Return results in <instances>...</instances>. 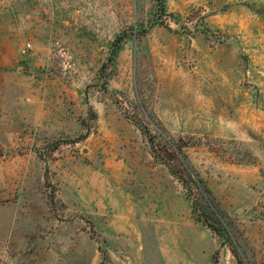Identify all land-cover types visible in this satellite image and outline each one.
Masks as SVG:
<instances>
[{
  "label": "rangeland",
  "instance_id": "obj_1",
  "mask_svg": "<svg viewBox=\"0 0 264 264\" xmlns=\"http://www.w3.org/2000/svg\"><path fill=\"white\" fill-rule=\"evenodd\" d=\"M0 264H264V0H0Z\"/></svg>",
  "mask_w": 264,
  "mask_h": 264
},
{
  "label": "trees",
  "instance_id": "obj_2",
  "mask_svg": "<svg viewBox=\"0 0 264 264\" xmlns=\"http://www.w3.org/2000/svg\"><path fill=\"white\" fill-rule=\"evenodd\" d=\"M140 132L146 137L151 155L167 166L170 174L174 176L186 189L187 197L192 196V184L196 190L197 197L192 199L191 213L195 219L201 221L211 231L219 236H227L224 225L225 211L220 207L218 201L212 194L211 189L203 182L197 173L191 171L187 162V156L183 151L186 142L179 139L176 143H160L144 125L137 124Z\"/></svg>",
  "mask_w": 264,
  "mask_h": 264
}]
</instances>
